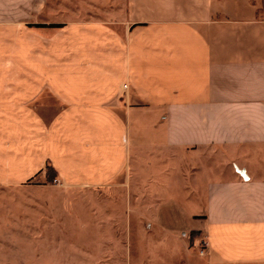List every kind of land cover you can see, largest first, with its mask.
Masks as SVG:
<instances>
[{
  "label": "crops",
  "instance_id": "0c3cea01",
  "mask_svg": "<svg viewBox=\"0 0 264 264\" xmlns=\"http://www.w3.org/2000/svg\"><path fill=\"white\" fill-rule=\"evenodd\" d=\"M125 1L0 0V185L143 181L133 264H264V0Z\"/></svg>",
  "mask_w": 264,
  "mask_h": 264
},
{
  "label": "rangeland",
  "instance_id": "374dc122",
  "mask_svg": "<svg viewBox=\"0 0 264 264\" xmlns=\"http://www.w3.org/2000/svg\"><path fill=\"white\" fill-rule=\"evenodd\" d=\"M125 7V0H56V21L79 15L116 20ZM144 184L67 186L47 167L24 184L0 185V264L139 262L149 253L145 238L159 236L145 228L143 204L150 198L138 192ZM129 211L136 212L133 220Z\"/></svg>",
  "mask_w": 264,
  "mask_h": 264
},
{
  "label": "built area",
  "instance_id": "2783aa9c",
  "mask_svg": "<svg viewBox=\"0 0 264 264\" xmlns=\"http://www.w3.org/2000/svg\"><path fill=\"white\" fill-rule=\"evenodd\" d=\"M201 253H202V251H201Z\"/></svg>",
  "mask_w": 264,
  "mask_h": 264
}]
</instances>
